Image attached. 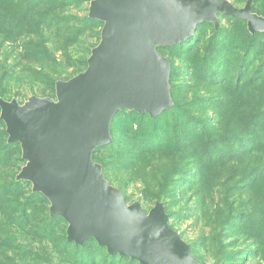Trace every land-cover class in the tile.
I'll use <instances>...</instances> for the list:
<instances>
[{"label":"rangeland","instance_id":"rangeland-1","mask_svg":"<svg viewBox=\"0 0 264 264\" xmlns=\"http://www.w3.org/2000/svg\"><path fill=\"white\" fill-rule=\"evenodd\" d=\"M92 1L0 0V101L56 103L57 82L85 72L104 26ZM228 1L264 19V0ZM217 20L155 45L171 106L156 116L118 110L91 160L127 206L148 214L159 204L197 264H264V30ZM22 150L0 107V264H140L94 238L68 241L69 223L19 178Z\"/></svg>","mask_w":264,"mask_h":264},{"label":"water","instance_id":"water-1","mask_svg":"<svg viewBox=\"0 0 264 264\" xmlns=\"http://www.w3.org/2000/svg\"><path fill=\"white\" fill-rule=\"evenodd\" d=\"M89 15L104 21L99 44L85 72L56 86L57 106L31 98L22 106L0 101L9 139L20 141L28 164L19 178L51 202L50 213L68 223V241L94 238L109 254L140 264H197L188 246L167 224L159 204L146 214L126 205L102 179L92 160L96 146L110 142L115 113L133 108L156 116L171 106L168 62L155 45L181 43L217 14L245 19L252 31L264 19L228 0H93Z\"/></svg>","mask_w":264,"mask_h":264},{"label":"bare ground","instance_id":"bare-ground-1","mask_svg":"<svg viewBox=\"0 0 264 264\" xmlns=\"http://www.w3.org/2000/svg\"><path fill=\"white\" fill-rule=\"evenodd\" d=\"M57 104H58V102H56V103H53V105H54V106H57Z\"/></svg>","mask_w":264,"mask_h":264}]
</instances>
